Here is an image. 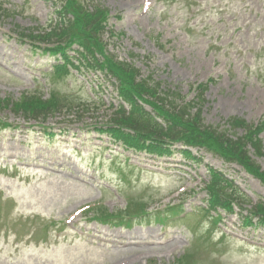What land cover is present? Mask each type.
Here are the masks:
<instances>
[{"label": "rangeland", "instance_id": "obj_1", "mask_svg": "<svg viewBox=\"0 0 264 264\" xmlns=\"http://www.w3.org/2000/svg\"><path fill=\"white\" fill-rule=\"evenodd\" d=\"M0 1L12 14L0 19V100L33 93L47 98L52 90L76 108L89 103L88 111L64 110L50 119L46 131L0 108V120L12 127L0 130V264H171L186 249L194 264H264L261 230L242 228L234 215L214 226L192 212L204 206L209 167L254 200L264 197L258 180L204 152L199 163L178 155L155 160L110 144L92 126L106 121L110 104H116L112 87L101 81L93 94L92 75L46 76L53 59L14 32L15 26L41 29L55 20L52 2ZM97 1L110 11L113 31L124 34L110 40L109 52L186 101L195 95L189 87L207 84L205 125L235 137L241 132L224 126L227 119L264 120V0ZM145 2L151 3L146 12ZM189 195L184 208L193 218L168 219L163 228L145 218L130 227H108L90 222L87 210L76 214L95 205L118 212L137 199L149 203L152 214ZM188 226L197 227L194 243Z\"/></svg>", "mask_w": 264, "mask_h": 264}, {"label": "trees", "instance_id": "obj_2", "mask_svg": "<svg viewBox=\"0 0 264 264\" xmlns=\"http://www.w3.org/2000/svg\"><path fill=\"white\" fill-rule=\"evenodd\" d=\"M64 6L68 10H71V14L74 15L73 21H71V23L73 24V28L69 30H75L74 26L76 25V27H79V34L83 37L82 39L79 38L77 42H83L86 45L92 44L91 36L88 33L94 34L100 29V23L103 22L106 16L105 11L97 7L96 5H91V11L87 10L86 8L82 9V6L76 5L73 0H67ZM51 31L52 32H49L48 34H39L30 38L32 40L46 38V41H48V43H54L56 45L62 44L61 42H65L66 35H61L64 33V29L53 28ZM70 39L73 40L72 38ZM92 62V57L86 61L89 66L92 65ZM107 65L112 69L118 70L122 75L131 72L127 81V86L128 88H130V84L132 81L131 76H134V74H136V71L132 70V68H129L127 65H124L122 63L119 64L120 66H117L111 61H107ZM99 66L101 65H99V62H97V67ZM132 89L133 97L136 99L138 98L137 96H140V99L142 100L143 95L146 94L144 93L146 91L145 86L142 84H134V88ZM126 94L127 95H125L124 98H126V101L131 104V111L129 112V114L126 115L125 111L121 110L120 115H116V117H113L112 123L118 124L128 130H131L134 134V138H130V140L131 142L136 143V145H142V143L144 144L145 142H149L150 145L162 147L166 144L165 141H195L198 144H209L226 159L238 161L240 163H244V161H249L246 155L247 151L245 150V145H243V141H230L228 139L223 138L225 135H217L213 132H209L208 129H205L201 125L198 115H196L195 117H192L190 115L189 111L192 107H194L193 104L186 103L178 110L171 113L172 116L169 115V121L166 119L168 124L165 122L166 127H162L160 124L155 122V120L148 113H146L136 101L131 102L132 97L128 92H126ZM36 101V103L40 105L38 106V108L37 106H34L32 104L25 105V102L23 103L22 107L19 108L24 110L25 113H33V111L40 109L41 107H45L44 113L51 111L49 108L46 107H52V104L43 103L39 100ZM155 108L159 110L162 114H164L165 118L168 117V114L163 113L161 109L158 108V106H155ZM231 125L233 128H235L239 127L241 123L239 121H231ZM255 135V132H249V134L247 135L246 142L252 143V141H254L255 139ZM253 146L257 151L256 154H258L260 157H264V154L258 152L259 143H253ZM209 192L213 194V203L215 205L223 206L225 208L230 207V204L234 200L235 196V193L233 192H223L222 189L217 185L211 187L209 189ZM261 210L262 207L257 208V212H260Z\"/></svg>", "mask_w": 264, "mask_h": 264}]
</instances>
